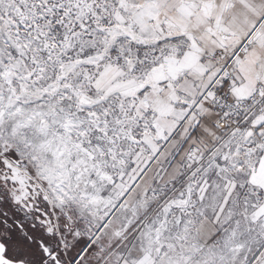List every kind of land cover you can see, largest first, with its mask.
Returning <instances> with one entry per match:
<instances>
[{
  "label": "snow or ice",
  "instance_id": "obj_1",
  "mask_svg": "<svg viewBox=\"0 0 264 264\" xmlns=\"http://www.w3.org/2000/svg\"><path fill=\"white\" fill-rule=\"evenodd\" d=\"M0 264H264V0H0Z\"/></svg>",
  "mask_w": 264,
  "mask_h": 264
}]
</instances>
